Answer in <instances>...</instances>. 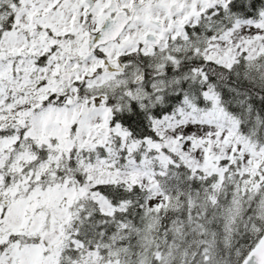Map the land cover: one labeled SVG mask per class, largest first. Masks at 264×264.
<instances>
[{
	"label": "snow or ice",
	"instance_id": "snow-or-ice-1",
	"mask_svg": "<svg viewBox=\"0 0 264 264\" xmlns=\"http://www.w3.org/2000/svg\"><path fill=\"white\" fill-rule=\"evenodd\" d=\"M0 264H264V0H0Z\"/></svg>",
	"mask_w": 264,
	"mask_h": 264
}]
</instances>
